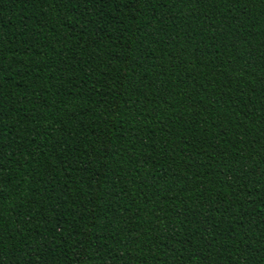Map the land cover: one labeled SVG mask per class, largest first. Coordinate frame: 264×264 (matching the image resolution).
<instances>
[{"label": "trees", "instance_id": "trees-1", "mask_svg": "<svg viewBox=\"0 0 264 264\" xmlns=\"http://www.w3.org/2000/svg\"><path fill=\"white\" fill-rule=\"evenodd\" d=\"M0 264H264V0H0Z\"/></svg>", "mask_w": 264, "mask_h": 264}]
</instances>
